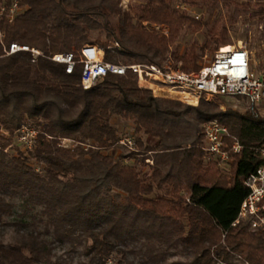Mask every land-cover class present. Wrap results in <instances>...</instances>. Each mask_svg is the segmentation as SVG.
I'll return each instance as SVG.
<instances>
[{"label":"trees","instance_id":"obj_1","mask_svg":"<svg viewBox=\"0 0 264 264\" xmlns=\"http://www.w3.org/2000/svg\"><path fill=\"white\" fill-rule=\"evenodd\" d=\"M18 1L23 13L0 24V264H264V232L250 231L249 221L233 226L248 195L243 180L264 163L258 105L242 113L222 110L224 98L198 106L156 98L132 74L86 90L81 66L69 75L51 60L97 45L106 62L198 71V51L228 46V29L217 23L204 49L178 45L187 30L205 28L190 9L211 0H135L128 11L122 0ZM12 44L42 55H8ZM189 114L200 124L218 119L242 153L222 166L204 151L200 128L190 147L168 146L166 124ZM114 118L132 124L140 152L169 167L142 161L146 174L132 157H115L129 137ZM24 128L37 133L32 149L19 144ZM144 136L158 145L146 146ZM8 227L13 242L2 235Z\"/></svg>","mask_w":264,"mask_h":264},{"label":"built area","instance_id":"obj_2","mask_svg":"<svg viewBox=\"0 0 264 264\" xmlns=\"http://www.w3.org/2000/svg\"><path fill=\"white\" fill-rule=\"evenodd\" d=\"M24 11L18 0L11 5L0 1V24L3 18L13 22ZM18 52H31L35 59L41 52L27 46L12 44L8 55ZM51 60L65 66L66 73L72 75L78 66L82 67L81 85L88 90L107 76H127L132 74L140 88L149 90L156 98H166L188 105H198L202 100L212 102L218 98L243 99L251 104H264V72L252 70L251 52L242 46H233L229 51L221 47L215 58L202 66L198 71L185 72L174 63L164 66L154 64H117L106 62L104 51L97 45H86L77 56L73 53L54 55ZM186 96L193 99L188 101ZM204 151L227 165L230 155L241 154L243 146L231 138L229 129L217 120L203 125ZM36 132L24 128L20 132L19 144L25 149H32ZM122 145L133 147L132 139L121 141ZM264 158V149L261 150ZM248 191L243 201L236 226L241 221L250 222L252 232H264V163L254 173L243 180Z\"/></svg>","mask_w":264,"mask_h":264},{"label":"rangeland","instance_id":"obj_3","mask_svg":"<svg viewBox=\"0 0 264 264\" xmlns=\"http://www.w3.org/2000/svg\"><path fill=\"white\" fill-rule=\"evenodd\" d=\"M250 4L248 0H211L206 7L190 9V14L196 19H200L205 23V28L200 33H194L187 30L181 37L178 45L181 50L189 49L193 44H198L200 49H204L206 41L209 39L210 31L216 23L220 27H226L228 29V46H242L251 52V65L252 70L256 73L264 72V0H252ZM135 0H122L121 6L124 11H128L129 6L135 3ZM256 3H260L257 5ZM237 5V6H236ZM113 25L118 22L117 16L109 18ZM165 33H168L167 28H163ZM222 47V46H221ZM212 47L205 48V51H198L200 55L199 65L200 68L212 61L215 58L216 53L220 50ZM224 47V48H226ZM182 67L180 64H174ZM222 110L226 111L231 109L233 111L246 112L251 103L243 99H221ZM183 103V102H182ZM186 104V103H184ZM188 105V104H187ZM199 105V104H198ZM192 105V106H198ZM261 114L264 116V104L258 105ZM218 121V119H215ZM172 122L166 124V130L169 131V135L166 138L168 146L180 145L183 147H190L195 141L198 128L203 129L204 124H200L197 118L193 114L186 115L181 119H171ZM220 122V121H219ZM221 123V122H220ZM113 124L118 127L120 133L126 135L124 137L132 138L134 134L133 126L130 123H126L121 119L114 118ZM145 145L155 147L158 145V139L143 137ZM64 144L70 145L69 141H65ZM115 157L119 154L123 156L132 157L127 162L136 164L143 172L149 173V167L146 165H156L157 162L160 167L167 169L169 167L168 159L163 161L158 157L159 154L147 153L144 154L137 149L136 145L133 147L125 146L118 148L112 152ZM142 161L146 163L142 165ZM38 171H42L41 166L33 164ZM229 170V168H227ZM227 170V171H228ZM251 231V230H250ZM7 242H13L16 237L14 227H8L2 233ZM62 253V251H58ZM80 252V251H79ZM79 255H75V262L78 260ZM119 257H115L114 261L110 264H114L118 261ZM181 259L178 257L174 258Z\"/></svg>","mask_w":264,"mask_h":264},{"label":"bare ground","instance_id":"obj_4","mask_svg":"<svg viewBox=\"0 0 264 264\" xmlns=\"http://www.w3.org/2000/svg\"><path fill=\"white\" fill-rule=\"evenodd\" d=\"M233 47H226V48H223V51H229V50H231ZM186 99L188 100V101H193V103H196L193 99H191L190 97H188V96H186Z\"/></svg>","mask_w":264,"mask_h":264}]
</instances>
